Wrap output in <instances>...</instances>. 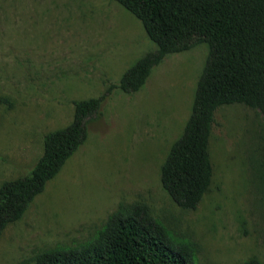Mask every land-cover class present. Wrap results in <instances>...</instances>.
Returning a JSON list of instances; mask_svg holds the SVG:
<instances>
[{"label": "rangeland", "instance_id": "obj_1", "mask_svg": "<svg viewBox=\"0 0 264 264\" xmlns=\"http://www.w3.org/2000/svg\"><path fill=\"white\" fill-rule=\"evenodd\" d=\"M155 45L114 0H0V183L26 175L43 136L68 124L72 101L103 95L86 138L0 236V264L94 237L120 204L143 203L191 264H264L263 119L220 105L208 137L211 180L194 209L172 202L159 167L180 135L207 45L166 55L143 86L123 93L121 74Z\"/></svg>", "mask_w": 264, "mask_h": 264}, {"label": "trees", "instance_id": "obj_2", "mask_svg": "<svg viewBox=\"0 0 264 264\" xmlns=\"http://www.w3.org/2000/svg\"><path fill=\"white\" fill-rule=\"evenodd\" d=\"M114 1L140 22L155 49L136 59L111 88L135 92L166 55L207 45L189 114L158 175L174 204L194 209L211 180L207 145L217 107L237 103L257 109L264 131V0ZM102 99L73 100L70 122L43 136L41 154L29 172L0 183V236L83 143L87 122ZM256 176L264 192V167L259 166ZM192 254L189 245L169 237L145 204L131 203L118 205L89 241L44 250L33 264H191ZM241 264L261 263L250 256Z\"/></svg>", "mask_w": 264, "mask_h": 264}]
</instances>
